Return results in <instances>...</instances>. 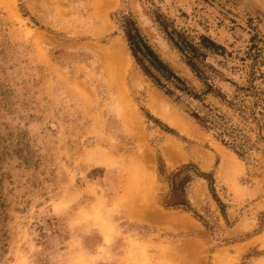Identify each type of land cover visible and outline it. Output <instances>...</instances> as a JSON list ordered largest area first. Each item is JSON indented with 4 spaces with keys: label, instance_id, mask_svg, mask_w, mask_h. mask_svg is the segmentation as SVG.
I'll return each instance as SVG.
<instances>
[{
    "label": "rangeland",
    "instance_id": "rangeland-1",
    "mask_svg": "<svg viewBox=\"0 0 264 264\" xmlns=\"http://www.w3.org/2000/svg\"><path fill=\"white\" fill-rule=\"evenodd\" d=\"M127 18L197 92L163 26L218 45L213 92L154 85ZM263 104L264 0H0V264H264Z\"/></svg>",
    "mask_w": 264,
    "mask_h": 264
},
{
    "label": "trees",
    "instance_id": "trees-1",
    "mask_svg": "<svg viewBox=\"0 0 264 264\" xmlns=\"http://www.w3.org/2000/svg\"><path fill=\"white\" fill-rule=\"evenodd\" d=\"M124 27L125 38L131 56L133 57L141 72L154 85L160 88H166L165 90L167 94L176 93L177 98L185 95L200 102L203 101V96L211 93L213 87L211 84V75L207 73V69L210 68V66L203 63V60L206 57V52H203V49L209 51L212 50L213 52L219 48V46L216 45L211 39L201 36L199 38V43L193 44V42L181 32L176 30L169 31L167 27L163 26L168 39L180 52L186 65L190 68L195 77L202 83L203 89L200 92H197L194 88L188 85V82L185 79L178 76L168 66V64L160 58L155 50L149 45L146 38L140 33L134 21H132L130 18H127ZM260 102L263 103L262 100ZM254 104H256V102ZM211 110L212 109H209V111ZM262 112L264 115V104ZM191 116L202 127L206 128L207 130H213L219 137L223 139L224 137H229L231 135L226 130L228 128L227 123L222 122V124L219 125L211 120L207 114H200L199 112H192ZM222 118L223 116H221V119ZM225 122L227 121L225 120ZM231 142L230 144H232Z\"/></svg>",
    "mask_w": 264,
    "mask_h": 264
},
{
    "label": "bare ground",
    "instance_id": "bare-ground-1",
    "mask_svg": "<svg viewBox=\"0 0 264 264\" xmlns=\"http://www.w3.org/2000/svg\"><path fill=\"white\" fill-rule=\"evenodd\" d=\"M120 45L121 44H119L117 41H113L112 42V44L109 46V47H107L108 49L106 50V56L108 55V56H111L112 58H114L115 57V59L117 58V63L115 64V69H114V67H112L113 65L111 64V67L113 68V71L111 70H109L108 69V72L110 71L111 73L112 72H114L113 74H115V78H114V81H117L118 83H117V87H120L121 85H124V76H125V71H126V69H125V67H126V63L128 62H126V63H124L123 62V59L124 58H122L121 56H120ZM122 47V46H121ZM104 54V53H103ZM105 58V57H104ZM109 58V57H108ZM122 60H121V59ZM110 59V58H109ZM114 59V60H115ZM114 60L112 61V62H114ZM110 62V61H109ZM128 66V65H127ZM108 68H110V66L108 67ZM117 68L119 69V70H117ZM126 68H128V67H126ZM131 69V68H130ZM128 71V70H127ZM124 72V73H123ZM131 72H132V70H131ZM112 74V75H113ZM129 74H134L133 72L132 73H129ZM136 74V73H135ZM134 74V75H135ZM130 75V77H129V80H130V78L132 77H134L133 75L131 76ZM136 77H137V75H135ZM109 77H110V75H109ZM111 78V77H110ZM112 80H113V78H111ZM110 79V80H111ZM128 79V78H127ZM113 81V82H114ZM131 81H135L134 79L133 80H131ZM137 81V80H136ZM139 81V83H140V81L141 80H138ZM110 82V81H109ZM129 82V81H128ZM112 83V82H111ZM132 83H134V82H132ZM136 84H137V82H135ZM112 85V84H111ZM129 85V84H128ZM130 85H132V84H130ZM127 86V85H126ZM133 86V85H132ZM140 87V86H139ZM135 88V87H134ZM119 89V88H118ZM120 90H121V88H120ZM136 90V89H135ZM150 90V89H149ZM150 91H152V90H150ZM125 92H126V90H125ZM146 92H147V90H146ZM155 92V91H154ZM154 92L152 93V92H148V100H149V107H150V109H152V111H154V110H156V111H158V98H157V96H156V94H154ZM122 93V92H121ZM125 94V93H124ZM123 94V95H124ZM126 95V94H125ZM127 99H128V97H126ZM122 99H124L125 100V98H124V96H123V98ZM123 100V102H126V101H124ZM160 101V100H159ZM160 104H161V102H160ZM159 106H161V105H159ZM166 107V106H165ZM167 108H168V105H167ZM169 109V108H168ZM151 111V112H152ZM165 111V110H164ZM167 113L169 112L168 110L166 111ZM159 113V112H158ZM176 112H174V113H170L171 115H169V113H168V116L167 117H169V116H174V117H176L177 118V116L179 115V114H177V116L176 115H173V114H175ZM155 114H157V112L155 113ZM160 114H161V111H160ZM170 117V118H171ZM181 118V117H180ZM173 122L176 120L177 122H178V119H175V120H173V117H172V119H171ZM179 120H181V119H179ZM182 120H184L183 118H182ZM176 121L173 123L174 125H176L180 130H183L184 132H186L187 131V127H189V126H185L184 124H181L182 122L180 121V123L178 124V123H176ZM183 122H185V121H183ZM186 123V122H185ZM171 124V123H170ZM173 125V126H174ZM189 125V124H188ZM176 127V128H177ZM182 131V132H183ZM183 132V133H184ZM166 149H168V148H166ZM150 213V212H149ZM156 213H158V212H156ZM151 214V213H150ZM153 214V213H152ZM158 215V214H157ZM153 216V215H152ZM154 216H155V213H154ZM169 216V217H168ZM156 217V216H155ZM166 217H168V218H166ZM165 218V219H164ZM157 219H159V220H162V221H165L166 219H168V220H174V221H176L177 220V218H176V216H174V215H167V216H160L159 218L157 217ZM164 219V220H163ZM176 219V220H175Z\"/></svg>",
    "mask_w": 264,
    "mask_h": 264
}]
</instances>
